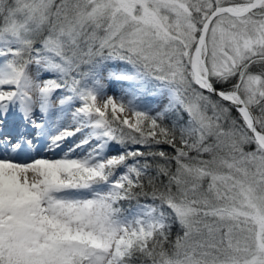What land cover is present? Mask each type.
Masks as SVG:
<instances>
[{"label":"snow or ice","instance_id":"snow-or-ice-1","mask_svg":"<svg viewBox=\"0 0 264 264\" xmlns=\"http://www.w3.org/2000/svg\"><path fill=\"white\" fill-rule=\"evenodd\" d=\"M0 264H264V0H0Z\"/></svg>","mask_w":264,"mask_h":264},{"label":"trees","instance_id":"trees-1","mask_svg":"<svg viewBox=\"0 0 264 264\" xmlns=\"http://www.w3.org/2000/svg\"><path fill=\"white\" fill-rule=\"evenodd\" d=\"M164 150H168L167 146H161Z\"/></svg>","mask_w":264,"mask_h":264},{"label":"rangeland","instance_id":"rangeland-1","mask_svg":"<svg viewBox=\"0 0 264 264\" xmlns=\"http://www.w3.org/2000/svg\"><path fill=\"white\" fill-rule=\"evenodd\" d=\"M109 94H112L111 92Z\"/></svg>","mask_w":264,"mask_h":264},{"label":"bare ground","instance_id":"bare-ground-1","mask_svg":"<svg viewBox=\"0 0 264 264\" xmlns=\"http://www.w3.org/2000/svg\"><path fill=\"white\" fill-rule=\"evenodd\" d=\"M55 158H58V157H55Z\"/></svg>","mask_w":264,"mask_h":264}]
</instances>
